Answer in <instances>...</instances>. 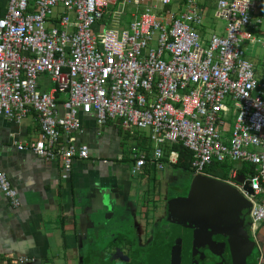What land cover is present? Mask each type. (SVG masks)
I'll use <instances>...</instances> for the list:
<instances>
[{"label":"built area","instance_id":"built-area-1","mask_svg":"<svg viewBox=\"0 0 264 264\" xmlns=\"http://www.w3.org/2000/svg\"><path fill=\"white\" fill-rule=\"evenodd\" d=\"M214 17L223 20L224 32L205 39L200 0H7L0 15V117L20 123L34 113L39 126L35 139L15 142L16 148L58 160L68 172L76 159L89 157L76 134L80 117L92 114L98 125L118 121L125 130L148 132L149 150L132 149L133 174L175 164L174 145L190 151L194 174L233 163L226 179H218L251 202L260 247L264 76L248 53L254 46L264 51L258 31L264 16L252 0H216ZM42 76L48 89L40 86ZM244 164L254 172L240 174ZM0 191L20 205L3 172Z\"/></svg>","mask_w":264,"mask_h":264},{"label":"crops","instance_id":"crops-1","mask_svg":"<svg viewBox=\"0 0 264 264\" xmlns=\"http://www.w3.org/2000/svg\"><path fill=\"white\" fill-rule=\"evenodd\" d=\"M252 1L260 5L264 2ZM6 3L7 0H0V15ZM200 3L206 12V21L199 31L206 39L217 27L216 1L200 0ZM250 31L256 33L254 28ZM258 31L264 32V27ZM257 48L254 51L250 48L248 54L256 64L257 74L264 76V54L261 56L263 51ZM40 86L50 87L46 76H42ZM80 119L81 131L76 139L88 147L89 157L76 159L66 172L58 160H45L30 150L16 148L15 142L37 137L39 126L34 113L20 123L0 117V172L5 173L21 200L14 207L0 191V264L70 262L76 258L78 246L91 239L92 221L95 224L103 217L104 221L109 220L114 211L122 208L141 209L146 180L152 175L157 177L158 172L153 166H147L133 174L131 152L134 148L149 150L148 132L125 130L118 121L98 125L92 114L82 115ZM129 138H132L130 143ZM138 140H143V145H138ZM100 207H111V212L93 213ZM108 235L109 231H104L102 239ZM263 235L264 223L259 235L260 246L264 248ZM19 257L27 261L20 262Z\"/></svg>","mask_w":264,"mask_h":264},{"label":"flooded vegetation","instance_id":"flooded-vegetation-1","mask_svg":"<svg viewBox=\"0 0 264 264\" xmlns=\"http://www.w3.org/2000/svg\"><path fill=\"white\" fill-rule=\"evenodd\" d=\"M155 171L158 176L146 180L141 209L114 211L103 224L98 218L91 239L78 246L76 258L62 264H230L222 235L195 228L180 234L166 220L168 202L186 197L190 186L175 182L181 174L193 181L196 174L172 165ZM104 231H109L105 240ZM250 232L253 238L252 221Z\"/></svg>","mask_w":264,"mask_h":264},{"label":"water","instance_id":"water-1","mask_svg":"<svg viewBox=\"0 0 264 264\" xmlns=\"http://www.w3.org/2000/svg\"><path fill=\"white\" fill-rule=\"evenodd\" d=\"M236 180L244 184L249 194L252 193L244 176L239 175ZM251 207V202L229 184L196 174L187 196L168 202L166 220L176 225L180 234L188 228H195L222 235L227 244V261L230 264H249L248 259L253 253L257 255L255 264H261L264 248L258 247L250 232ZM85 208L83 206V212ZM100 211L111 212V207H100L94 209L93 213L98 214ZM103 218L99 219L102 224ZM91 226H94V221Z\"/></svg>","mask_w":264,"mask_h":264},{"label":"trees","instance_id":"trees-1","mask_svg":"<svg viewBox=\"0 0 264 264\" xmlns=\"http://www.w3.org/2000/svg\"><path fill=\"white\" fill-rule=\"evenodd\" d=\"M260 14L264 16V2L260 5ZM172 149L177 151L178 159L175 164H172L173 167L184 170L186 172H191V160L192 154L186 148L181 145H174ZM169 148H165V155L168 153ZM166 161V159H164ZM234 166L233 163L223 162V163H212L207 166L205 171L208 174L214 175L220 179H226L229 169ZM245 172L252 174L254 172V168L251 165L244 164L242 168L239 170L240 174H244ZM257 259V255L255 253L248 259L249 264H255Z\"/></svg>","mask_w":264,"mask_h":264},{"label":"rangeland","instance_id":"rangeland-1","mask_svg":"<svg viewBox=\"0 0 264 264\" xmlns=\"http://www.w3.org/2000/svg\"><path fill=\"white\" fill-rule=\"evenodd\" d=\"M216 1V0H215ZM124 19V18H123ZM125 20H126V22H125V24L126 23H128L129 22V17L127 16L126 18H125ZM217 20V22L215 23V26H217L216 27V30L217 31H219L220 29L222 30V27L224 26V22H223V20H221V19H216ZM102 27H109L107 24H104V23H102ZM111 27H112V25H111ZM223 31V30H222ZM210 33V32H209ZM255 48V49H254ZM258 48H257V46H254V47H251V51L253 50H257ZM264 52V51H263ZM263 52H260V55L261 56H263ZM135 130H137V132H144L142 129H135ZM134 130V131H135ZM136 132V131H135ZM136 132V133H137ZM137 134H139V133H137ZM140 139V138H139ZM131 140H132V138H129L128 139V141H129V143L131 142ZM144 140L147 142V140L144 138ZM138 143V145H143V140H138L137 141ZM128 142H126V144H127ZM148 143H149V141H148ZM135 145V144H134ZM134 145H133V148H134ZM185 174H186V172H184ZM188 175V174H187ZM208 176H210V177H213V178H217V177H215L214 175H211V174H209ZM190 177V176H189ZM218 179V178H217ZM178 182H180L181 184H186V185H190L189 186V190H190V187H191V184H192V181H190V178H188V177H186V175H180L179 176V178L177 179V181L175 182L176 184H178ZM188 190V191H189Z\"/></svg>","mask_w":264,"mask_h":264}]
</instances>
